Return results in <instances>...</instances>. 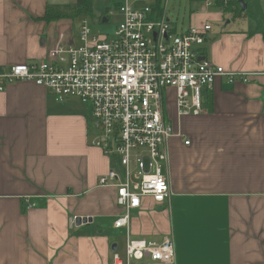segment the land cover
I'll use <instances>...</instances> for the list:
<instances>
[{"label": "crops", "instance_id": "obj_1", "mask_svg": "<svg viewBox=\"0 0 264 264\" xmlns=\"http://www.w3.org/2000/svg\"><path fill=\"white\" fill-rule=\"evenodd\" d=\"M76 1L0 0V69L75 45L87 16H43L49 5ZM245 2L240 16L218 8L190 22L211 25L208 59L251 79L218 78L204 91L205 111L181 122L172 97L168 119L183 134L169 145L173 194L163 204L144 199L129 235L113 227L122 212L116 189L99 185L116 165L90 143L89 106L58 102L27 80L0 92V264H110L128 236L161 242L165 235L175 244L169 264H264V0ZM75 216L93 221L72 225Z\"/></svg>", "mask_w": 264, "mask_h": 264}, {"label": "built area", "instance_id": "obj_2", "mask_svg": "<svg viewBox=\"0 0 264 264\" xmlns=\"http://www.w3.org/2000/svg\"><path fill=\"white\" fill-rule=\"evenodd\" d=\"M116 10L123 19L111 37L93 33L84 20L81 46L59 43L49 52L50 59L1 68L0 92L27 80L49 89L58 102L76 98L89 106L90 143L116 165L100 176L99 185L116 189L122 212L113 227L128 233L132 212L142 207L144 199L163 204L173 194L169 145L172 137L183 134L168 119L170 97L181 122L184 116L205 111L204 91L218 78L248 82L251 74L230 72L208 59L204 44L211 25L178 31L165 1L161 14L152 5L133 7L129 0L109 13ZM77 218L71 219L72 225ZM174 261L171 235L161 242L128 236L124 254L114 250L110 264Z\"/></svg>", "mask_w": 264, "mask_h": 264}, {"label": "rangeland", "instance_id": "obj_3", "mask_svg": "<svg viewBox=\"0 0 264 264\" xmlns=\"http://www.w3.org/2000/svg\"><path fill=\"white\" fill-rule=\"evenodd\" d=\"M124 0H94L93 12L87 16V23L90 30L99 36L111 37L118 24L122 21L123 16L117 10L112 15H106L105 9L107 6L115 7L117 2ZM167 8V15L173 24L177 27L178 31H183L189 28L192 18L197 14L202 13H217L219 10L217 0H211L210 4L207 0H164ZM156 0H129V3L133 7H142L145 5H154ZM257 5H259L257 3ZM227 16V15H225ZM107 18V21H104ZM81 21L77 20L75 23L76 29ZM218 23V22H212ZM239 25V24H236ZM240 24L239 26H241ZM75 46L79 47L83 42L79 38V32L77 30ZM173 98L170 97L167 103L168 110L172 111ZM91 113L89 120L91 121ZM122 244V243H121Z\"/></svg>", "mask_w": 264, "mask_h": 264}, {"label": "trees", "instance_id": "obj_4", "mask_svg": "<svg viewBox=\"0 0 264 264\" xmlns=\"http://www.w3.org/2000/svg\"><path fill=\"white\" fill-rule=\"evenodd\" d=\"M94 0H77L75 4L66 6L49 5L43 19L52 22L62 18H78L88 16L93 12ZM217 5L225 13H232L234 16H240L245 11L239 0H217ZM158 14L164 11V0H156L153 5Z\"/></svg>", "mask_w": 264, "mask_h": 264}, {"label": "water", "instance_id": "obj_5", "mask_svg": "<svg viewBox=\"0 0 264 264\" xmlns=\"http://www.w3.org/2000/svg\"><path fill=\"white\" fill-rule=\"evenodd\" d=\"M240 4L242 5V9L245 11L247 9V3L245 2V0H239ZM104 21H107L106 18H104ZM93 219L92 218H88V217H78L77 218V225H81V224H86L88 222H92ZM116 246H114L115 249Z\"/></svg>", "mask_w": 264, "mask_h": 264}]
</instances>
